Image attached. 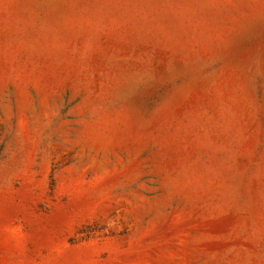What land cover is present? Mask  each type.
Masks as SVG:
<instances>
[{
  "label": "rangeland",
  "instance_id": "obj_1",
  "mask_svg": "<svg viewBox=\"0 0 264 264\" xmlns=\"http://www.w3.org/2000/svg\"><path fill=\"white\" fill-rule=\"evenodd\" d=\"M0 264H264V0H0Z\"/></svg>",
  "mask_w": 264,
  "mask_h": 264
}]
</instances>
